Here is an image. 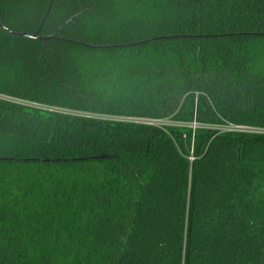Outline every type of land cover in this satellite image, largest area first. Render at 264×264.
<instances>
[{"label": "trees", "instance_id": "16d2710c", "mask_svg": "<svg viewBox=\"0 0 264 264\" xmlns=\"http://www.w3.org/2000/svg\"><path fill=\"white\" fill-rule=\"evenodd\" d=\"M0 96L103 116L0 98V264H264V0H0Z\"/></svg>", "mask_w": 264, "mask_h": 264}, {"label": "built area", "instance_id": "2783aa9c", "mask_svg": "<svg viewBox=\"0 0 264 264\" xmlns=\"http://www.w3.org/2000/svg\"><path fill=\"white\" fill-rule=\"evenodd\" d=\"M0 98L8 100V101H14L18 103H24L25 105L30 104V105H35V107L40 106L39 108L45 109L47 107L37 105V104H31L28 102L16 100V99H11L8 97L0 96ZM54 108V107H51ZM56 112L64 113V114H74V115H79V116H86V117H93V116H98V115H92L88 113H80V112H74V111H68L60 108H55ZM112 118V117H110ZM123 120L126 121H132V122H137V123H144V124H149V125H157L155 122L159 119H145V118H123ZM222 131H236V132H248V133H264V128H258V127H253V126H248V125H241V124H228L226 125L225 129H222Z\"/></svg>", "mask_w": 264, "mask_h": 264}, {"label": "rangeland", "instance_id": "374dc122", "mask_svg": "<svg viewBox=\"0 0 264 264\" xmlns=\"http://www.w3.org/2000/svg\"><path fill=\"white\" fill-rule=\"evenodd\" d=\"M23 104H24V103H23ZM27 105H30V104H27ZM32 106H35V105H32ZM37 107H40V106H37ZM46 110L56 112V111H55L56 109H55V108H51V107H47ZM93 117H94V118H102L103 116H93ZM155 123L157 124V126L176 125V124L181 125L180 123H178V122H176V121H173V120H171V119H169V118H166V119H159V120H157ZM226 125H228V124H225V125H224V124H223V125H215V126H212V127H213V128H216V129H218V130H222V129H225ZM191 126L194 127L195 125L192 124Z\"/></svg>", "mask_w": 264, "mask_h": 264}, {"label": "water", "instance_id": "95a60500", "mask_svg": "<svg viewBox=\"0 0 264 264\" xmlns=\"http://www.w3.org/2000/svg\"><path fill=\"white\" fill-rule=\"evenodd\" d=\"M1 28L8 31L10 34H13V35H19V36H24V37H30V38H37L38 37V33H26V32H17V31H11V30H8L6 29L4 26L1 25ZM52 36H47V37H44V39H51Z\"/></svg>", "mask_w": 264, "mask_h": 264}]
</instances>
